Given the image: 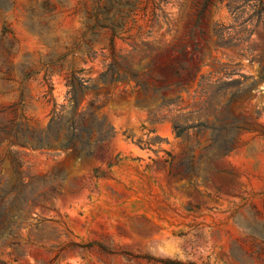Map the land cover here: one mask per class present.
I'll list each match as a JSON object with an SVG mask.
<instances>
[{
  "label": "rangeland",
  "instance_id": "obj_1",
  "mask_svg": "<svg viewBox=\"0 0 264 264\" xmlns=\"http://www.w3.org/2000/svg\"><path fill=\"white\" fill-rule=\"evenodd\" d=\"M153 60L193 71L169 108L109 79ZM72 78L110 129L101 157L7 133L16 116L42 129L68 113ZM227 109L242 121L223 155ZM0 119V188L16 158L45 194L0 238V264H264V0H0Z\"/></svg>",
  "mask_w": 264,
  "mask_h": 264
},
{
  "label": "trees",
  "instance_id": "obj_2",
  "mask_svg": "<svg viewBox=\"0 0 264 264\" xmlns=\"http://www.w3.org/2000/svg\"><path fill=\"white\" fill-rule=\"evenodd\" d=\"M202 13L189 30V37L194 38L196 32L203 35L206 30L201 28ZM213 33L216 37L215 43L218 46H234L239 40L233 37L225 36L213 28ZM175 46L171 47V50ZM179 54L185 55L186 46H180L176 50ZM194 53H200V48L195 47ZM117 64V63H115ZM122 69L120 73L117 69H113L110 73V81L114 82L120 79L133 81L134 85L132 92H136L138 98L146 100L148 97L151 100L160 99V107L169 108L172 104L180 100V96H170L184 89L185 85L193 78V71L188 67L184 60L177 62H161L153 60L140 71L132 70L127 64H118ZM107 73H102L101 77L107 79ZM69 86L68 97L71 100V109L65 112V105L59 109L54 107L48 125L45 128L38 129L27 122H22L19 116H16L11 121V129L7 131L18 141L22 138L26 145L35 146L41 150L54 146L64 149L66 152H71L77 156L84 157H101L103 150L101 144L110 138V129H106L102 121H99L94 116L95 101L89 107L79 109L78 96L82 93L83 83L76 85L73 78L67 82ZM233 98L229 101L231 104ZM220 125L218 128L227 131L228 135L224 138V144L221 147L223 155H227L232 148L235 135L241 127L238 122L242 121L240 117L235 116L229 109L217 118ZM1 130H5L6 123L0 119ZM208 122L200 120L186 124L185 126L175 123L176 135L185 137V130L190 128L201 129L208 127ZM96 149L100 152H96ZM15 179L9 184L1 186L0 194V238H10L15 235L16 229L19 226L21 217L29 210L31 203H36L44 193L39 192L40 186L34 182H26L23 170H20L22 163L16 158L11 160ZM112 164V162H111ZM110 164V165H111ZM1 182V180H0Z\"/></svg>",
  "mask_w": 264,
  "mask_h": 264
}]
</instances>
